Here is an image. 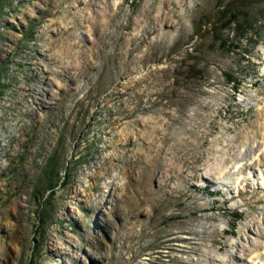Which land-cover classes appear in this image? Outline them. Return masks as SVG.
<instances>
[{
	"label": "rangeland",
	"instance_id": "1",
	"mask_svg": "<svg viewBox=\"0 0 264 264\" xmlns=\"http://www.w3.org/2000/svg\"><path fill=\"white\" fill-rule=\"evenodd\" d=\"M236 4L193 75L215 0H4L0 264H264L261 155L228 160L264 124V0Z\"/></svg>",
	"mask_w": 264,
	"mask_h": 264
},
{
	"label": "trees",
	"instance_id": "2",
	"mask_svg": "<svg viewBox=\"0 0 264 264\" xmlns=\"http://www.w3.org/2000/svg\"><path fill=\"white\" fill-rule=\"evenodd\" d=\"M216 1V12L209 18V23L206 25L205 28L200 29L197 28L195 32L196 35V45L192 47L193 54H186L187 56H192V63L187 67L186 73H192L193 75L197 74L200 72L199 69V63L201 62L197 57L201 54L199 52V47H200V42L203 41V36L205 34L211 35L213 38L216 39V42L219 44L221 43L220 48L221 49H236V45L231 44L230 47L229 42H235L231 41V39L225 38L223 39L220 37L222 36L223 31L229 30L230 27H233L237 31H243V28L246 27H253V23L249 24L248 22V17H249V10H245L244 6H237L238 4L234 5L235 0H215ZM2 4L4 5V0H0V9L2 8ZM248 15V16H247ZM243 24L245 26H243ZM249 24V26H248ZM240 37L238 36L235 38V40H239L238 43L240 42ZM52 172H53V165L52 162L48 165L45 166V169L43 170L42 173V183H44L46 186H50L52 183ZM44 206H41V211L43 210ZM46 217V215H45ZM41 221H44V216L41 214Z\"/></svg>",
	"mask_w": 264,
	"mask_h": 264
},
{
	"label": "bare ground",
	"instance_id": "3",
	"mask_svg": "<svg viewBox=\"0 0 264 264\" xmlns=\"http://www.w3.org/2000/svg\"><path fill=\"white\" fill-rule=\"evenodd\" d=\"M261 52H262V56L264 58V49H261ZM260 114L262 116V113H260ZM240 136L242 138V141H241L242 142V148H244L246 146H247V148H246V150L243 153L239 152L236 155L228 157V160H229V162H233L234 161V163L237 164L239 162H244V160L247 158V159H249L252 162V160H254V157H256L257 155H261L259 160L257 158V160L254 162V166H250V165H252V163L249 164L248 163L249 161H248V162H246L244 164V167L248 168L250 166V169H251V168H254L255 165H257V166H259L258 169L261 168L259 176H260V180L263 178V181L260 184L263 187L264 186V174H263L264 173V149H263L264 142L261 143L259 141H261L264 138V124H262L261 122H258L257 126H254V127L252 126V130L250 132L246 131L245 134L241 133ZM256 148L258 150H255ZM257 151H260V152H257ZM252 152H254V153L252 154L253 156L251 157L249 155ZM226 160L225 159L221 160L220 161V166L224 165V163H226L225 162ZM218 169H220V167L217 168L216 171ZM263 229H264V227H263ZM255 232L259 236V238L261 239L260 240L261 242L259 241L260 243L259 242L258 243L262 245L263 251H262V249H261V251L264 253V243L262 242V241H264V232H263L262 228H261V231L260 230H256ZM259 257H264V254L260 255Z\"/></svg>",
	"mask_w": 264,
	"mask_h": 264
}]
</instances>
